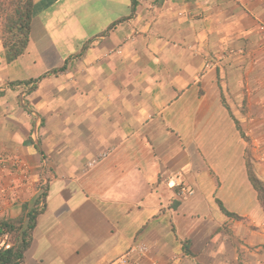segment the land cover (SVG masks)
I'll use <instances>...</instances> for the list:
<instances>
[{
    "label": "crops",
    "instance_id": "0c3cea01",
    "mask_svg": "<svg viewBox=\"0 0 264 264\" xmlns=\"http://www.w3.org/2000/svg\"><path fill=\"white\" fill-rule=\"evenodd\" d=\"M249 166L264 182V0H32L25 51L0 44L19 264H264Z\"/></svg>",
    "mask_w": 264,
    "mask_h": 264
},
{
    "label": "trees",
    "instance_id": "16d2710c",
    "mask_svg": "<svg viewBox=\"0 0 264 264\" xmlns=\"http://www.w3.org/2000/svg\"><path fill=\"white\" fill-rule=\"evenodd\" d=\"M31 5V0L0 2V6H4L2 11L5 16V28L2 45L7 61H11L23 53L28 45ZM249 178L257 191L260 205L264 211V183L253 175L251 171H249ZM19 227L17 226L16 228L11 222L0 221V231H7L12 241V245L0 248V264H19L29 238L26 234V228L21 233L20 238H18L19 231H21Z\"/></svg>",
    "mask_w": 264,
    "mask_h": 264
},
{
    "label": "built area",
    "instance_id": "2783aa9c",
    "mask_svg": "<svg viewBox=\"0 0 264 264\" xmlns=\"http://www.w3.org/2000/svg\"><path fill=\"white\" fill-rule=\"evenodd\" d=\"M180 175L176 174L175 176H173V178H171L170 180H168V185L170 187H174V186H178V196L181 198H185L190 196L193 193V190L186 185L184 182L180 181V182H176V178H179ZM146 252V247L143 244H134L129 250L128 252L122 256L121 258V263L124 264H130V256L132 254H143ZM135 264V263H134Z\"/></svg>",
    "mask_w": 264,
    "mask_h": 264
},
{
    "label": "rangeland",
    "instance_id": "374dc122",
    "mask_svg": "<svg viewBox=\"0 0 264 264\" xmlns=\"http://www.w3.org/2000/svg\"><path fill=\"white\" fill-rule=\"evenodd\" d=\"M9 2V0H0V2L1 3H6V2ZM24 1V0H23ZM26 1V0H25ZM4 6H0V44L2 45V38H3V36H4V28H5V16H4V12L2 11V8H3ZM8 10H10L9 8H8ZM7 36V35H6ZM2 47H3V45H2ZM4 48V47H3ZM249 171H251L252 173H253V175H255L256 176V174L252 171V167L251 166H249ZM257 177V176H256ZM258 179H260L259 177H257ZM261 180V179H260ZM262 181V180H261ZM263 182V181H262ZM264 183V182H263ZM4 236V235H3ZM3 236H0V243H2L3 241L4 242H9L10 244H12V241L10 240V238H9V236L10 235H8V237H7V239H4V237Z\"/></svg>",
    "mask_w": 264,
    "mask_h": 264
},
{
    "label": "clouds",
    "instance_id": "9594fccd",
    "mask_svg": "<svg viewBox=\"0 0 264 264\" xmlns=\"http://www.w3.org/2000/svg\"><path fill=\"white\" fill-rule=\"evenodd\" d=\"M31 3H32V0H31ZM4 51H5V50H4ZM104 155H105V154H104ZM102 156H103V155H101V157H102ZM97 159H98V158H97ZM94 161H95V160H93L92 162H89L88 165H91ZM167 183H168V182H167ZM3 235H4V236H3ZM8 235H9V233H8L7 231H5V232H1V231H0V236H3L4 239H7ZM18 238H20V235H18ZM9 245H12V244H10L9 242H4V241H3L2 243H0V248H1V247H6V246H9ZM133 245H134V244H133ZM131 247H132V246H131ZM131 247H130V248H131ZM130 248H129V249H130ZM129 249H128V250H129ZM128 250H127V252H128ZM127 252H126V253H127ZM126 253H125V254H126ZM125 254H124V255H125ZM130 257H131V256H130ZM130 264H134V262H130Z\"/></svg>",
    "mask_w": 264,
    "mask_h": 264
}]
</instances>
